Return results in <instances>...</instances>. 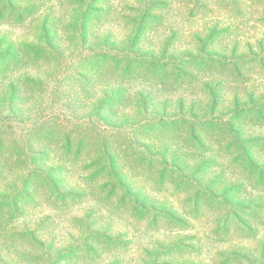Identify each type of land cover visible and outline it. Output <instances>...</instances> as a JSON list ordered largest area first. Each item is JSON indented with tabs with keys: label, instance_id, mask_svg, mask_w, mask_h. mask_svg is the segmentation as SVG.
Listing matches in <instances>:
<instances>
[{
	"label": "rangeland",
	"instance_id": "obj_1",
	"mask_svg": "<svg viewBox=\"0 0 264 264\" xmlns=\"http://www.w3.org/2000/svg\"><path fill=\"white\" fill-rule=\"evenodd\" d=\"M146 14L202 56L115 68ZM0 53V264H264V0H0Z\"/></svg>",
	"mask_w": 264,
	"mask_h": 264
},
{
	"label": "trees",
	"instance_id": "obj_2",
	"mask_svg": "<svg viewBox=\"0 0 264 264\" xmlns=\"http://www.w3.org/2000/svg\"><path fill=\"white\" fill-rule=\"evenodd\" d=\"M166 3L167 2H164V1L157 2L154 5V7H156V6L158 7L162 4H163V6H165ZM142 19L145 21H149V20H154V17L146 14L145 17L143 16V18L137 19L136 21L132 22V23H134L132 33L130 34V36L128 38V42L126 44V47L122 48L123 52L119 53V54L125 53V55L129 54L128 58H126L125 55H123L121 57V56H119V54L114 55V57H112V59L116 63L115 68L120 66L119 65L120 61H123V63H124L123 73L125 75H126V73L127 74L130 73V71H131L130 69L133 66H139L140 67V66L146 65L149 67H154V68L162 69V70L167 69L168 66H172L173 71L176 73V75H174V76L176 77L182 71V68H181L182 64L189 63L190 61H194V60L198 59L200 56H202V54L193 55V56H185V57L178 59V60H164V62L161 63L160 62V59H162L161 55L159 57H157V59H156V58H150V56H145V55L144 56H138V55L134 54V48H135L134 46L139 45L141 38L143 36L147 35L148 33L155 32L154 30H152L150 28H145L144 27L145 24L142 21ZM215 31H216L215 29H210V30L207 29L206 32H208V35L204 39H202L201 37L197 38L196 42L199 43V46L202 47L204 44H206L207 42H209L213 39L212 35L217 33ZM165 54H166V49L163 47L162 55H165ZM6 56H7L6 54L0 53V61H3L2 59ZM120 58H121V60H120ZM120 94H121V92H119V90L117 92L110 93V94H108L107 100H114L117 97H119ZM180 120L183 121L182 118H180ZM106 158L110 160V157L108 155H105V161H107ZM107 164L108 165L106 166V168L108 170H110V168H111L110 172H113L112 165H111L110 161H109V163L107 162ZM197 168H198V166H197ZM115 183L120 184V180H119L118 176H115Z\"/></svg>",
	"mask_w": 264,
	"mask_h": 264
}]
</instances>
